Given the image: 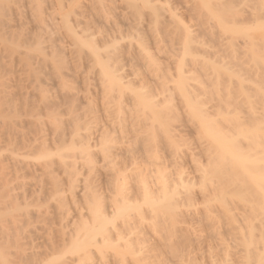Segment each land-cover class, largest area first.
Here are the masks:
<instances>
[{"label":"bare ground","instance_id":"obj_1","mask_svg":"<svg viewBox=\"0 0 264 264\" xmlns=\"http://www.w3.org/2000/svg\"><path fill=\"white\" fill-rule=\"evenodd\" d=\"M35 2L39 12L33 22L42 30L47 21L55 27L59 16L53 14L54 7L45 5L53 12H45L46 18L41 13L44 4ZM96 6L87 8L100 21L105 13ZM183 29L188 52L191 33L188 27ZM74 36L73 41H81ZM109 39L100 50L105 60L90 43L81 42L96 57L102 75L99 94L95 90L97 94L85 97L89 108L99 105L102 124L94 133L76 134L65 152L55 153L61 165L68 164L61 159L74 157L65 180L56 179L53 167L20 157L34 147L33 141L22 137L20 122L4 125L1 131L0 149L6 155L0 157V264H263L264 145L256 140L262 135L256 123L259 118L264 121V113L257 114V120L251 113L256 123L251 118L245 122L251 119L254 126H247L245 118L234 115V119L233 114L239 116V102L235 104L229 94L221 100L225 107L217 98L209 117L205 111L212 105L203 108L204 103L195 102V59L186 69L188 65L165 54L164 62L171 58L173 67L166 68L164 62L160 67L161 56L159 61L149 57L138 45L140 39L130 38L137 41L136 51L131 41ZM121 39L122 45L117 43ZM63 45L58 48L61 52ZM106 47L113 56L107 55ZM228 49L234 53L233 47ZM112 62L116 67L111 71ZM225 63H216L220 67L213 69L216 73L212 70L214 75L220 76L222 67L230 73ZM235 135L248 138L246 147L236 142ZM195 145L200 147L198 155ZM83 156L94 158L85 165L77 161Z\"/></svg>","mask_w":264,"mask_h":264},{"label":"rangeland","instance_id":"obj_2","mask_svg":"<svg viewBox=\"0 0 264 264\" xmlns=\"http://www.w3.org/2000/svg\"><path fill=\"white\" fill-rule=\"evenodd\" d=\"M47 1L49 2V0H38L41 6L44 4L41 8L42 15L46 16L47 12H49L48 14L54 12V15L57 14L56 17L68 19L67 23L64 21L66 24L69 23L67 26L59 21L61 18L57 17L55 27L50 25L51 23L48 24L49 21L45 19L47 21L45 24L48 26L42 30L40 25L34 23L36 21L34 17L39 12L35 6L37 5L35 0L34 3L32 1L27 3L24 0H0V134L4 125L9 126L14 122H17L18 125L21 124L24 131H21L24 133L22 137L33 141L34 147L31 152L26 151V154H22L24 150H21L20 157L41 166L53 167L57 180H65L68 175L67 171L72 168L69 163L74 161V157L61 159L68 163L61 165L60 160L55 157V153L65 152L70 140L76 134L83 136L88 133V130H92L89 133H94L95 128L102 124L100 122L102 117L98 111V109L100 110L99 105L89 108L85 103L87 93L92 96L99 94L100 81L98 82V80H101L99 78L102 75L99 73L96 57L90 49L82 46L81 42L90 43L96 54L103 50L105 42H110L109 38H123L126 43L132 42L133 50L135 48L139 50L136 45L138 43L140 46L143 45L149 57L158 61L162 59L163 61H159L160 67L168 54L169 56L173 55L172 59L182 61L186 64L185 66L188 65L185 67L186 69L193 67L191 63L195 59V68H192L195 69V102L204 103L203 108L206 106L205 104L212 105L211 109L208 108L209 106L206 107L207 110L205 108V113L208 111L209 117L211 115L209 112L214 111L218 103L217 98H221L219 102H222V97L225 100L224 96L229 94L233 100L235 99V104L237 101L239 102L236 105L238 109L235 108L239 116H236V113L233 114L234 110L233 113L229 112V114H233L230 116L234 117L235 115V117H239L238 120L245 118L244 122H247V119L254 117L253 115L257 120V114L260 117L259 113H264V31L262 28V30L260 29L261 26L264 28V0H51L52 4ZM93 3L98 5L97 8L101 6L98 12L105 13V17L108 18L107 24L104 22L107 18L102 13H98V15H103L104 19L101 16L100 21H97L96 14H93L94 11L89 10L95 6ZM48 4L52 8L54 7L53 12L47 11ZM15 7L18 10H14L17 9ZM7 15L8 17H6ZM18 17L20 19L22 17V19L20 20ZM10 18L11 21H9ZM93 19L95 20L93 21ZM33 20L35 21L33 22ZM183 27H188V31L191 33L188 52L184 48L186 33ZM74 35L82 38L81 41H73ZM56 38H63V42H57ZM130 38H138L140 41L133 42L134 40ZM155 39L159 40H157L159 47L154 43ZM124 40L121 39L117 43L120 42L122 45ZM217 41L220 42L217 43ZM60 44L65 45H63L62 52L58 50ZM225 46L227 48L224 49ZM143 47L141 46V48ZM228 47L231 50L233 47L235 54L229 51ZM106 49L108 56L114 55L110 47H106ZM103 54L101 52L100 56L105 60V54ZM230 54L235 56L232 57ZM163 55L166 57L162 58ZM192 55H195L194 58ZM236 56L238 57L236 58ZM170 59L168 61L171 62ZM226 61L228 63H225ZM223 62L228 65L226 67L229 68L227 70L230 71L231 76L229 72L226 71L228 75L225 73V67L219 71L220 76L214 75L216 70L213 69L216 66L220 67L216 63ZM115 64L112 62L108 69L112 71L116 67ZM165 64L164 62L163 65L166 67L168 64ZM172 65L169 64L171 68ZM237 72L240 75L239 78ZM86 85L89 87V92L86 90ZM95 90L97 93H94ZM231 100L228 102L232 103ZM210 101L213 102L210 103ZM224 103L226 102L224 101ZM220 105L218 104L219 108ZM224 105L222 107H225ZM222 110L224 109L222 108ZM214 117L212 116L213 120ZM226 117L229 116L226 115ZM259 119L261 123L258 122L259 120L256 123L254 118L251 121L253 123L255 121L256 125L261 127L262 132L258 134L262 135L258 136L259 138L257 137L256 140L264 145V121ZM240 122L243 121L240 120ZM249 124L254 126L252 123ZM244 127L242 131L245 129ZM251 130L253 131V128ZM233 131L232 129L231 132ZM237 137L239 141L236 140V142L241 147H246L249 143L248 138H240L239 135ZM202 140L205 141L203 138ZM208 142L205 141V143ZM205 143L203 142V145ZM199 148L195 151H198ZM199 152L196 154L198 155ZM44 154L48 156L43 157ZM5 155L6 150L0 149V157ZM83 158L77 161L87 165L86 163H89L94 157H87L86 160L85 156ZM199 159L201 164L198 163L202 166L204 161ZM81 203L82 201H79V204ZM242 207L243 205L240 206L239 203L237 208L243 212L244 208ZM237 208L234 209L237 210Z\"/></svg>","mask_w":264,"mask_h":264}]
</instances>
